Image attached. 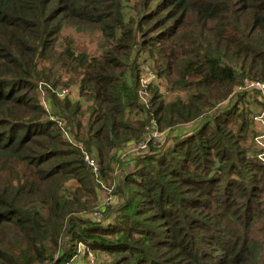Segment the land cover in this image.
Returning a JSON list of instances; mask_svg holds the SVG:
<instances>
[{
  "label": "trees",
  "instance_id": "obj_1",
  "mask_svg": "<svg viewBox=\"0 0 264 264\" xmlns=\"http://www.w3.org/2000/svg\"><path fill=\"white\" fill-rule=\"evenodd\" d=\"M67 28L98 30L100 55L64 43ZM63 82L80 99L52 122L38 83ZM249 82L264 83V0H0V264H264ZM189 124L152 145L150 129ZM146 140L104 227L84 154L105 165Z\"/></svg>",
  "mask_w": 264,
  "mask_h": 264
},
{
  "label": "rangeland",
  "instance_id": "obj_2",
  "mask_svg": "<svg viewBox=\"0 0 264 264\" xmlns=\"http://www.w3.org/2000/svg\"><path fill=\"white\" fill-rule=\"evenodd\" d=\"M100 36L101 35L98 33V30H93L91 28L88 30H84V33L82 34H79L73 28H67L63 34V42L74 44L77 52H85L90 56H96L100 55V53L102 52V38ZM140 62H143V65H153L150 59H148V57L140 60ZM65 78L66 80H70L72 78V74H67ZM141 78H144V86H146V84L154 85L157 81L152 80L150 75L146 74V72L145 74L143 73V75H141ZM157 85L159 86L160 83H158ZM50 86L44 85L43 83H38L37 97L44 106V108L47 110L50 118L49 121L56 122L58 121V117L60 116H58L59 114L57 113L55 106L60 101L64 100L66 97H69L73 101H77L80 99V96L77 83L70 84L68 82H63L60 83L57 89H54L52 86L51 88ZM63 87L69 88L63 89ZM163 87H159V91L162 92L164 90ZM154 89L158 90L157 88ZM144 97L146 98L148 96L145 95ZM233 100L234 98L232 99V101ZM240 105L241 107L246 106L248 110L252 111V129L255 130L256 133H258V136L256 138L263 136V119L260 121H256L255 118L259 117L262 113H264V94H262V92L260 91L248 92V94L244 97V102H242ZM86 107L87 106L84 104V108ZM195 126L196 125L189 124L181 128L176 127V129L172 132H158L157 134L153 133L154 128H152L150 129V134L153 137L152 140L154 143L152 145L156 146L158 150H160V148H167L172 143L171 139L173 138V136L178 135L181 131H186L187 133L191 132L195 128ZM63 130L67 131L64 126ZM66 138L70 142H74L73 138L70 137L68 134L66 135ZM139 144L140 143L134 142L123 146L121 149L113 150L109 156L110 159L107 160L108 163H106L105 165H98L99 169L95 167L97 171L95 173L96 178L94 177V179L98 193V205L95 208L94 213L100 212V216L97 217V219L102 220L101 223L104 224V227H106L108 225V222L110 221H107L105 223L103 213L106 212V216L113 215L114 213L116 214L119 205L123 203V199L121 200L120 190L122 189L123 193L126 192V189L124 187V179L135 170V165L138 163L137 160L140 157L146 156L150 153L151 145L149 146L148 144L146 149H141L139 147ZM247 146H251L250 149L252 150V152L250 154H253L254 151L256 153L263 151V149H261L260 146L256 143V140L253 142V139L249 141ZM91 154L93 155L94 160L99 164L100 160L95 147H93ZM101 168L102 171L100 170ZM105 208L108 210L104 211ZM80 250L83 251L84 249L81 247ZM90 258L92 259L93 257Z\"/></svg>",
  "mask_w": 264,
  "mask_h": 264
},
{
  "label": "built area",
  "instance_id": "obj_3",
  "mask_svg": "<svg viewBox=\"0 0 264 264\" xmlns=\"http://www.w3.org/2000/svg\"><path fill=\"white\" fill-rule=\"evenodd\" d=\"M146 74H149L150 77L152 78V80L155 79V77L153 76L152 72L149 70V69H145ZM145 74V73H144ZM143 83L145 82L144 81V78H143ZM242 92H255V91H260L262 92V94H264V83H260V82H249V83H246L245 86L243 88L240 89ZM256 121H260L263 119L262 122H264V113H262L259 117L255 118ZM61 127H63L65 124L64 122H61L60 123ZM154 134H157L158 132L157 131H153ZM151 136V134H150ZM153 138L152 136L150 137V139ZM256 143L260 146L261 149H263V153H261L258 158L259 160L262 162V164H264V135L263 136H260L258 138H256ZM149 144V140H146L145 142H141L139 144V147L142 149V148H147ZM84 161L85 163L89 166V168L92 170L93 174H94V177H95V173H96V169L95 167L98 168V163L94 160L93 158V155L92 154H84ZM99 169V168H98ZM96 178V177H95ZM100 214H95V217H99Z\"/></svg>",
  "mask_w": 264,
  "mask_h": 264
}]
</instances>
